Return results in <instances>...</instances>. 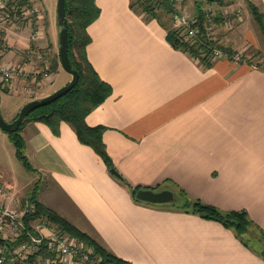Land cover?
<instances>
[{"label": "crops", "instance_id": "crops-1", "mask_svg": "<svg viewBox=\"0 0 264 264\" xmlns=\"http://www.w3.org/2000/svg\"><path fill=\"white\" fill-rule=\"evenodd\" d=\"M182 1L173 2L174 10L184 11ZM249 1L264 14V0ZM135 2L95 0L100 13L86 28L90 42L85 50L111 93L85 122L104 127L102 140L113 168L130 185L169 189L175 195L183 189L188 198L221 211L243 210L249 220L246 229L240 233L218 220L173 208L171 202L135 201L127 185L65 121L60 122L59 134L40 121L22 126L23 153L31 169L23 167L37 176L32 185L37 184L36 199L127 264H264V68L252 60L249 42L230 45L240 26L235 40L253 42L251 31L243 27L244 16L239 20L230 14V27L219 26L217 31L222 46L240 47L243 61L225 56L202 61L167 40L171 15L149 16L136 9ZM202 3L217 10L216 23L223 10H241L233 2ZM33 24L30 21L23 30L7 26V49L0 53V62L40 68L35 53L51 55L49 75L33 84L45 96L68 83L71 75L55 56L59 26L52 31L49 20L46 35ZM31 89L24 78L8 85L6 93L16 90L25 99L11 120L22 105L38 97ZM7 169L0 164V171ZM31 189L21 203H32ZM41 189L57 191L62 205H46L39 199ZM10 199L3 192L5 205ZM66 212H73L81 224Z\"/></svg>", "mask_w": 264, "mask_h": 264}, {"label": "trees", "instance_id": "trees-1", "mask_svg": "<svg viewBox=\"0 0 264 264\" xmlns=\"http://www.w3.org/2000/svg\"><path fill=\"white\" fill-rule=\"evenodd\" d=\"M15 1L18 3H23L29 0ZM146 1L147 0H139L141 4L140 10L149 16L160 19L158 14L154 13L157 7H161L165 13H168V15L174 11L173 0H154V2H150L149 0L147 2ZM206 1L221 3L224 0ZM247 4L253 14L259 30L264 36V14L251 1L247 0ZM194 7L195 15L199 19L200 28L203 29L202 22L205 18V6L203 5L202 0H196ZM65 11L66 18L68 20V56L72 66L78 71V82L68 92L58 97L54 101L38 106L31 110L25 116L21 125L17 129L6 133L10 142L15 148V155L17 159L26 169L30 170L31 165L23 153L24 139L20 133L23 124L27 121L44 122L50 127L54 134H59L60 122L65 121L73 128L78 140L81 143L90 145L96 151V153L100 155L109 172L111 173L110 169L113 168V163L105 149V145L102 140L104 127L101 125L90 126L85 122L86 115L94 107L104 101L111 93V86L99 77L96 70L89 62L85 50L86 45L90 42V36L88 35L86 28L98 17L100 9L96 5L95 0H65ZM166 38L175 48L188 51L193 56L201 57L202 61L205 59L208 61V49L204 44H197V41L190 42L188 39H184L179 36L178 32L171 28H168ZM220 48L224 50V52L228 50L223 46ZM202 52L203 54L206 53L207 55L202 56ZM1 89L2 88L0 87V90ZM6 89L7 88H3L4 91ZM111 174L121 183L127 185L135 201L149 203L135 196V193L140 188V186L130 185L119 173ZM36 192L37 184H34L30 195L28 196L29 201L34 205V209L23 216L24 222L28 228H32L30 225L32 220L45 217L47 221L54 223L62 232H65L70 236L77 237L91 246L94 253L100 256V264H127L126 261L115 256L95 238L86 232L81 231L75 225L54 212L52 209L40 203L36 199ZM179 192L182 196H184L181 200L182 203L178 202L176 195L175 200L170 203L173 208H181L187 212L197 213L206 219L218 220L226 227H233L240 233L246 229L247 224L249 223L247 214L243 210H231L224 212L213 205L200 201L199 199L190 200L188 197H186L183 189H180ZM19 241L20 238L14 243V245ZM0 245H8V243L4 242L0 238ZM48 255L50 254H48L47 251L40 250L35 254H29L27 258L23 260V264H36V258L38 256L45 258ZM7 264H17V262L8 261Z\"/></svg>", "mask_w": 264, "mask_h": 264}, {"label": "built area", "instance_id": "built-area-1", "mask_svg": "<svg viewBox=\"0 0 264 264\" xmlns=\"http://www.w3.org/2000/svg\"><path fill=\"white\" fill-rule=\"evenodd\" d=\"M180 2L181 0H173ZM217 10L211 6L205 7V18L200 28L199 19L195 13L190 14L181 10H174L171 14L172 28L179 36L188 39L190 42L197 41V44H204L208 49V59L213 60L222 57L227 53L219 46L220 40L217 37L218 27L229 28L232 18L236 16L241 19V10H223V17L218 23L215 21ZM36 7H30L29 1L18 3L15 0H0V53L7 49V43L3 39V31L10 24H19L24 20H31L32 16H38ZM233 15L232 16H230ZM36 33L31 35L34 39ZM36 57L42 63V67H28L17 62H0V84L7 86L16 78L21 77L30 82L32 91L33 84L39 82V77L49 75V61L47 52H36ZM197 57V56H194ZM243 54L237 51L231 54L233 61L242 60ZM3 189L0 186V237L10 245L0 246V264H7L8 261H17L20 258L26 259L29 254H35L40 250L48 252L47 257L41 259L40 264H100V256L94 253L91 246L77 237L62 232L56 226L55 230L48 229L45 225H30L28 228L23 216L34 209L29 202L21 203L11 198L10 204L5 205L2 201ZM50 222V221H49ZM45 232V233H42ZM20 238V241L14 245Z\"/></svg>", "mask_w": 264, "mask_h": 264}, {"label": "rangeland", "instance_id": "rangeland-1", "mask_svg": "<svg viewBox=\"0 0 264 264\" xmlns=\"http://www.w3.org/2000/svg\"><path fill=\"white\" fill-rule=\"evenodd\" d=\"M149 1L154 2V0H149ZM195 1L196 0H193V1L183 0L180 3V5H181V7L184 8L185 12L193 14L194 10H193L192 4L194 5ZM239 1L242 2V0H232V1L225 0L222 3L233 2L236 5H238V4L241 5L239 7L242 10L241 16H242V14L244 16L243 27L245 26L244 28H246L247 31H249V30L251 31V34L253 35V36H251V39L253 40V42L251 40H248V39H246L245 41L235 40V38L240 34V32H241L240 28L242 27V26H240L237 28L236 27L237 25H236L235 26L236 29L234 30V37H233L234 40L231 42L230 45L239 46L243 42H249L250 43L249 44V51L251 52V54L253 56L252 60L264 68V36L262 35L261 31L259 30V28L255 22V19L253 17V14L248 7V4L238 3ZM42 2L43 3L40 2V4L38 5L35 3V1L29 0V6L30 7H33V6L36 7L38 9V12L41 13V16L39 18H36V16L34 15V16H32L31 20H24L23 22H21L19 24H12V25L15 26L16 28L23 30L24 26H27L29 24V22L32 21L35 23L32 25V27L33 26H36V27L41 26V28L44 30L45 34L48 35L47 28H48L49 20H50V25H51L50 28L52 31H54L55 27L58 25L57 21H56V0H42ZM184 4H185V6H183ZM135 7H136V9L141 8V4H140L139 0H137V2H135ZM237 7L238 6H235L233 8H237ZM177 10H178V8H177ZM180 10H182V9H180ZM154 13L158 14L164 18L168 17V13H165L161 7H157L155 9ZM169 15H171V13ZM215 19H217V18H215ZM37 20H40V21L38 23H36ZM36 27L35 28L33 27V29H36ZM171 29H173V28L171 27ZM55 35L57 36V31L55 32ZM219 46H222L221 41L219 42ZM223 47L225 49H228L227 51H225L227 54L224 56L227 57L230 61H233L231 58V54L239 51L237 49H240V47H238L237 49H235L234 47H230V48H227L225 46H223ZM201 54H202V56L207 55L206 53L203 54V52ZM55 56H58V51H57V54L55 53ZM48 57L51 59V55H49ZM244 58H242V60H240V61H243ZM197 61H201V60L199 59ZM209 61H212V60H209ZM19 79H21V77L16 78V80H19ZM49 80L50 79L47 80V82H46L47 84H48ZM54 85L55 84H53V86ZM0 87L2 88L0 90V112H1L2 117L6 121H11L12 113L16 110L18 103L20 102V100L22 101L24 96H22L20 99L18 97L19 93L16 90H14L15 92L6 93L3 90V88H7L8 85L2 86L0 84ZM43 91L44 90L42 89V90L37 92V89H35L33 91V93H31V94L33 96H38L37 98H40V97H43L42 96ZM31 92H32V89H31ZM33 99H35V98H33ZM0 164L3 167L9 168L12 171L11 172L9 169L0 171V186L3 189L5 196L10 197V198H15V199L19 200L20 202H21V200L25 201L30 189L32 188L33 183L37 179V176L34 175L33 172L26 170L23 167V165L21 164V162L15 157L14 147L12 146L10 141L7 139L6 132L1 130V129H0ZM12 173H13V175H12ZM44 183H45V181H44V179H42L41 184L43 186L45 185ZM179 194H180V192L176 193L177 199H178L179 203H182L181 200H182V197H184V196H182L181 194L179 195ZM176 195H175V198H176ZM59 197H60L59 194L55 190L49 191V189H46L45 191H43L41 189L39 192V199L41 201H43L46 205H49V206L54 205V207L55 206L60 207L62 205V203H61ZM189 199L194 200L191 198H189ZM59 209H62L61 210L62 212L65 210L63 208H59ZM65 215H67V217L70 218V220L72 222L77 223L78 225L81 224V222L79 221V218H75L73 212H70L69 214L66 212ZM32 223H33V225H45V226L49 227L48 229L58 231L56 229V226L52 222L47 221L45 217H40V218L34 219L32 221ZM42 258L43 257L38 256L36 258V264H40ZM23 260L20 258L16 262H17V264H23Z\"/></svg>", "mask_w": 264, "mask_h": 264}, {"label": "water", "instance_id": "water-1", "mask_svg": "<svg viewBox=\"0 0 264 264\" xmlns=\"http://www.w3.org/2000/svg\"><path fill=\"white\" fill-rule=\"evenodd\" d=\"M56 21L59 26L58 30V56L61 67L71 75V79L68 83L57 88L55 91L51 92L40 98L32 99L26 102L20 108L17 116L11 120L6 121L0 112V129L9 132L17 129L25 116L34 108L45 105L62 96L68 92L75 84L78 82L79 74L78 71L72 66L69 56H68V42H67V28L68 20L66 18L65 11V0H56ZM110 171L117 174L115 168H111ZM135 196L143 201L151 203H165L173 202L175 200V195L172 190L169 189H159L154 190L151 188H139Z\"/></svg>", "mask_w": 264, "mask_h": 264}]
</instances>
